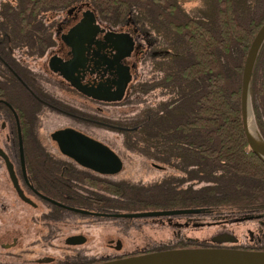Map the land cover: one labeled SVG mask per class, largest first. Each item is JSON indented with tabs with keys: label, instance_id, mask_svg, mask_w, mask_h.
Returning a JSON list of instances; mask_svg holds the SVG:
<instances>
[{
	"label": "trees",
	"instance_id": "obj_1",
	"mask_svg": "<svg viewBox=\"0 0 264 264\" xmlns=\"http://www.w3.org/2000/svg\"><path fill=\"white\" fill-rule=\"evenodd\" d=\"M80 6L91 8L113 29L149 31L144 60L152 63L151 78L133 83L131 94L142 96L137 99L141 107L121 132L126 148L166 167L164 176L149 184L101 178L98 186L117 191L109 192L115 197L99 192L102 199L123 210L264 209V161L249 146L241 116L243 68L264 23V0H201L191 9L183 0H0V29L15 44H27L42 56L49 39L55 44L54 29L63 12ZM3 91L21 113L28 156H50L31 144L37 138L27 130L25 107L32 95L17 81L5 84ZM158 92L162 96L152 103L148 95ZM251 99L264 136V44L252 76ZM187 245L178 240L153 249ZM235 246L264 249V243Z\"/></svg>",
	"mask_w": 264,
	"mask_h": 264
},
{
	"label": "flooded vegetation",
	"instance_id": "obj_2",
	"mask_svg": "<svg viewBox=\"0 0 264 264\" xmlns=\"http://www.w3.org/2000/svg\"><path fill=\"white\" fill-rule=\"evenodd\" d=\"M84 9L87 8L80 6L74 7L71 13H68V10L63 12L60 23L54 29L55 44H51L52 39H49L46 49H40L45 51L42 56L33 54L35 50L27 44H15L8 32L0 29V99L10 102L18 114L24 154L22 156L14 110L4 101H0V229L4 228L5 221L10 218L23 221V227L15 230L11 241L1 243L0 264L102 261L158 250L153 249V246L173 244L178 240L185 241L189 244L187 246L199 244L237 247L235 245L263 244L264 209L247 208L237 216L227 215L220 219L211 214L225 207H209L202 212L168 215H110L116 212L187 207L123 210L113 206V203L109 204L100 196L99 192H104L105 195L115 197L109 192H117L98 186L101 178L110 181L126 179L135 184H149L160 180L166 167L155 158L145 157V164L149 169L162 171L161 175L147 173L139 178H121L118 175L124 170L125 160L119 172L106 174L80 163L60 150L57 141L51 136L57 129L71 126L111 146L110 143L114 139L106 134L101 136V131H121L129 128L123 123L130 118H116L114 113L111 114V110L117 103L131 96V87L138 75V61L144 60L149 52V31L139 32L130 26L113 29L97 18L98 22L109 30L129 32L134 39V45L130 54L117 58L119 52L125 49L116 47L114 37L101 30L93 34L86 32V49L83 54L85 59H82V51L74 48L70 41L73 39L72 28L81 20ZM37 60L41 63L38 66ZM72 60H75V64L69 71L65 63ZM128 72L132 78L122 96L118 97L121 92L118 86L123 83ZM15 81L32 95L25 107L28 117L27 130L30 128L37 138V141L31 144L34 147L37 145L39 150L49 153L50 156H28V143H25L23 136L25 126L21 113L3 91L5 84ZM50 128L49 139L46 133ZM85 178L91 184L85 183ZM138 191L152 190L131 189L129 192ZM68 206L84 208L89 212L76 211ZM242 220L257 225V232L250 229L252 242L241 241L242 238L229 227L233 221ZM149 224L173 226L176 231L164 241H153L145 233ZM202 225H216L220 228L203 240L188 237L182 232L183 228ZM226 232L233 233L238 241L219 240V235Z\"/></svg>",
	"mask_w": 264,
	"mask_h": 264
},
{
	"label": "water",
	"instance_id": "obj_3",
	"mask_svg": "<svg viewBox=\"0 0 264 264\" xmlns=\"http://www.w3.org/2000/svg\"><path fill=\"white\" fill-rule=\"evenodd\" d=\"M82 13L81 20L72 28L71 35H73V39L70 41L74 48H79L82 51V54L80 55L82 59H85L83 54L86 49V32H91V34H93L100 30L109 33L110 37L115 38V45L118 49L124 47L125 50L119 52L117 58H122L130 54L134 45V39L129 32L112 31L107 27H103L98 22L96 14L91 8L84 9ZM263 44L264 23L261 25L251 42L243 68L241 116L244 133L249 146L264 161V136L257 125L251 99L252 76ZM74 61L75 60L65 63L67 70L70 71L73 69L75 64ZM131 78L132 75L128 72L123 83L118 86V90L121 91L118 93V97L122 96L124 89ZM0 101H4L14 110L18 123L22 156H24L23 138L18 114L10 102L3 99H0ZM51 136L57 141L60 150L64 154L73 157L80 163L100 173H117L123 167V158L116 149L103 140L81 130L68 126L53 131ZM50 199L56 202V200L52 198ZM68 207L76 211L89 212L87 209L80 207ZM208 208L209 207L157 209L116 212L110 215L124 217L168 215L184 212H202ZM218 239L231 242L238 241V238L231 232L219 235ZM87 264H264V249L207 245L170 247L134 253Z\"/></svg>",
	"mask_w": 264,
	"mask_h": 264
},
{
	"label": "rangeland",
	"instance_id": "obj_4",
	"mask_svg": "<svg viewBox=\"0 0 264 264\" xmlns=\"http://www.w3.org/2000/svg\"><path fill=\"white\" fill-rule=\"evenodd\" d=\"M201 2V0H183V3L186 5L187 8H192L195 5H198ZM148 59L146 60H140L138 61L139 63V68H138V75L136 78H134V83L141 78H151V66L152 63L147 62ZM40 60H37V66L40 65ZM158 91V90H156ZM155 91V92H156ZM158 96H162L161 92L158 93H152L150 95L145 96L148 99H153L152 103H156L159 100ZM144 97V96H143ZM130 98V100H128ZM138 98H142V96L138 97L136 94H131L130 97H128L126 100H123L119 103H117L114 108L111 110V114L114 113L116 118H131L133 117L140 109L141 105L139 100L137 101ZM112 108V107H111ZM110 111L108 110V113ZM107 131H110L108 133ZM50 132L51 128L47 130L46 135L50 139ZM44 133V135H45ZM107 137H111L114 140H112V143L116 145V148L122 155L123 159L125 160V167L124 170L118 175V177L124 178V177H134V178H139L143 174L147 173H155L157 175H161L162 171L160 170H153L149 169L147 165L145 164L144 158L145 156L135 152L134 150H130L126 148L123 142V134L120 130L118 131H112V130H107L104 129V131H101V136L105 135ZM109 135V136H108ZM152 170V171H150ZM164 173V171H163ZM144 178V177H143ZM245 211H241L239 209H226L222 208L220 210H216L214 213L211 214V216H216L217 219H220L225 216H237V214L244 213ZM216 219V218H215ZM183 220V219H182ZM23 227V221L18 220L16 218L11 219L9 221H5V226L4 228L0 229V246L1 243L8 242L12 240V237L14 236V233L16 232L15 230L17 228ZM230 228L234 231V233L238 234L242 239L241 241H248L252 242L251 236H250V229L255 230L257 232V225H255L252 222L242 220L240 222L238 221H233L230 225ZM219 226L213 225H202V226H191L188 228H183L182 232L183 234H186V236H190L192 238H196L198 240H203L207 237H210L212 234L218 231ZM174 231H176V227L169 226V225H152L149 224L148 227L146 228V234L150 236L153 241H164L168 239V237H172L174 234ZM149 237V238H150ZM1 249V247H0Z\"/></svg>",
	"mask_w": 264,
	"mask_h": 264
}]
</instances>
